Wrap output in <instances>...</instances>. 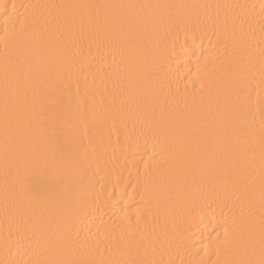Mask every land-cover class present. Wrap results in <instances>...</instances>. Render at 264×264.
Segmentation results:
<instances>
[{
  "label": "bare ground",
  "instance_id": "6f19581e",
  "mask_svg": "<svg viewBox=\"0 0 264 264\" xmlns=\"http://www.w3.org/2000/svg\"><path fill=\"white\" fill-rule=\"evenodd\" d=\"M82 3L185 7L136 10L142 20L121 32L69 45L75 61L45 103L58 114L55 126L68 124L65 131L87 150L83 164L45 171L35 155L31 164L10 157L6 171L0 131V264L70 257L97 264L132 258L214 264L218 246L225 249L222 260L237 258L262 216L264 0H0V111L5 59L33 49L34 36L67 41L57 25L72 10L50 6ZM5 6L28 18L23 35L12 33V22L5 25ZM241 72L251 78L245 118L253 138L202 139L190 153L182 141L145 127V105L164 129L190 118L211 122L214 102ZM25 177L45 182V202L21 195ZM190 200L203 211L188 241L178 217Z\"/></svg>",
  "mask_w": 264,
  "mask_h": 264
},
{
  "label": "snow or ice",
  "instance_id": "6c2138e0",
  "mask_svg": "<svg viewBox=\"0 0 264 264\" xmlns=\"http://www.w3.org/2000/svg\"><path fill=\"white\" fill-rule=\"evenodd\" d=\"M50 7L72 10L57 25V32L61 35L66 33L69 39L65 41L55 35L34 36L36 43L33 49H29L21 58L16 60L6 58L4 62L0 131L3 136L6 171L10 157L17 160L23 158L28 164H31L35 155L37 163H42L45 171L49 165L54 169H64L84 163L87 150L82 148L73 133L65 131L68 124H65L64 127L55 126L54 122L57 120L58 114L49 112L45 103L46 98L56 90L57 82L66 78L65 69H68L70 73L71 65L76 57V53L72 52L69 47L70 44H79L85 36L92 40H98L104 35L121 32L126 25H132L134 22L138 23L142 20L136 10L185 6L82 3ZM12 9L15 13L16 6L12 5ZM122 10L135 14H127ZM4 16L5 25L12 22V33L16 36L23 35L30 26L27 17L21 20L18 16L9 14L7 6H5ZM9 35L6 28V45ZM250 85V74L239 73L230 89L214 102L215 117L213 120L211 122L206 120L204 124H201L197 117L195 123L190 118L182 126L177 125L164 129L161 128L156 113L145 105V127L151 128L153 131H161L166 138L182 141V145L187 146L190 153L192 145L198 144L202 139L205 141L208 139L220 140L224 135L253 138L255 131L245 118V109L250 99L248 94ZM259 86L264 88V62L260 68ZM192 108H197L194 98ZM208 113L211 114V109H208ZM261 150L264 154V130L261 131ZM37 151L38 155H36ZM227 158L228 153H225L223 159L227 160ZM145 167L149 166L146 164ZM243 179L244 177L241 176V181ZM19 191L24 197L37 202H45L49 196V189L42 179L33 181L30 177H25L20 183ZM200 211L203 209L197 210L194 207V201L191 200L180 210L178 219L179 228L182 229L180 233L182 238L191 241V230ZM261 211L259 231L250 239L241 254L237 258L222 260L221 254L225 249L223 246H218L215 249L217 260L214 264H264V178L261 181ZM141 213L142 207L137 206V222L140 220ZM129 225L131 226V220H129ZM36 226L38 227V224ZM225 236V242L228 244L227 232ZM52 264H97V262L70 257L55 260ZM107 264H163V261L149 262L132 258L113 260ZM168 264H174V262L169 260ZM189 264H213V262L200 259L190 261Z\"/></svg>",
  "mask_w": 264,
  "mask_h": 264
}]
</instances>
